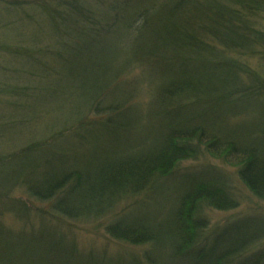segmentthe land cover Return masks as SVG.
I'll return each mask as SVG.
<instances>
[{"label":"trees","instance_id":"16d2710c","mask_svg":"<svg viewBox=\"0 0 264 264\" xmlns=\"http://www.w3.org/2000/svg\"><path fill=\"white\" fill-rule=\"evenodd\" d=\"M0 110V264H264V0H0Z\"/></svg>","mask_w":264,"mask_h":264},{"label":"rangeland","instance_id":"374dc122","mask_svg":"<svg viewBox=\"0 0 264 264\" xmlns=\"http://www.w3.org/2000/svg\"><path fill=\"white\" fill-rule=\"evenodd\" d=\"M1 113V110H0ZM30 126V125H29ZM29 126L27 128H29ZM33 128V126H32ZM139 140H133L129 138V142L132 144H137ZM4 144H0V150L5 149ZM8 147V146H7ZM9 148V147H8ZM215 167L218 169L227 172L231 175L234 181V186L236 187V194L239 200V205L235 209L230 211H209L208 218V227L206 228V233H211L212 231H216L222 226L232 222L234 219L242 218L251 215L264 216V201L257 200L249 192L246 190L244 186H241L237 179L235 167L231 166H223L217 160H209ZM207 161L199 160L197 162L194 161H185L181 163L179 169L174 175L175 178H171L172 181L180 180L184 175L191 174L192 172L201 171V166L205 164ZM126 203L123 204L120 208L116 210V213H121V211L125 210ZM139 213V211H135L132 216H135ZM7 225L10 228H14L15 230L19 229V224L15 222L8 214ZM110 216L106 220L91 224H75V223H67V226H63V229L70 230V234L75 243L79 247H83L84 252L92 251L93 253L102 256L103 254L106 258L110 257H118L121 260H128L130 257L136 255L138 256L142 250V248L131 247L128 245H124L121 243H116L104 233V225L106 222L111 219ZM257 250H261L264 253V239L258 243V245L254 246L253 249H250L252 253H256Z\"/></svg>","mask_w":264,"mask_h":264}]
</instances>
